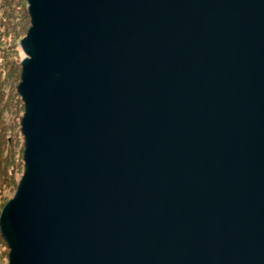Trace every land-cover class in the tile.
<instances>
[{"label": "water", "instance_id": "95a60500", "mask_svg": "<svg viewBox=\"0 0 264 264\" xmlns=\"http://www.w3.org/2000/svg\"><path fill=\"white\" fill-rule=\"evenodd\" d=\"M7 264H264V0H26Z\"/></svg>", "mask_w": 264, "mask_h": 264}, {"label": "trees", "instance_id": "16d2710c", "mask_svg": "<svg viewBox=\"0 0 264 264\" xmlns=\"http://www.w3.org/2000/svg\"><path fill=\"white\" fill-rule=\"evenodd\" d=\"M27 6L26 0H0V210L15 192L24 170L20 126L24 105L17 91L21 62L18 55L14 58L19 43L12 37L24 30L20 21L30 23ZM0 251L2 263L8 247L1 234Z\"/></svg>", "mask_w": 264, "mask_h": 264}, {"label": "rangeland", "instance_id": "374dc122", "mask_svg": "<svg viewBox=\"0 0 264 264\" xmlns=\"http://www.w3.org/2000/svg\"><path fill=\"white\" fill-rule=\"evenodd\" d=\"M29 18H30V16H29ZM27 19V18H26ZM27 24H26V22H24L23 20L22 21H20L19 23L20 24H23L22 26H21V28H23V27H25L24 28V30H22L21 32H20V34L18 35V36H14V38L12 37V39L14 40V42H16V43H19V45H18V49L16 50V56L14 57V58H20V62L22 61V59L25 57V53L23 52V50H22V48H21V46H20V41H21V39L24 37V35L26 34V32H27V30H28V28H29V26H30V23H29V21L27 20ZM10 39H11V37H10ZM17 55H18V57H17ZM20 81V80H19ZM14 194V193H13ZM12 194V195H13ZM12 197V196H11ZM10 197V198H11ZM9 198V199H10ZM8 199V200H9ZM2 250H3V247H2ZM1 252V251H0ZM4 253V250L2 251V254ZM7 254H8V252H7ZM3 262L2 263H0V264H7V257L6 258H4L3 257V260H2Z\"/></svg>", "mask_w": 264, "mask_h": 264}]
</instances>
